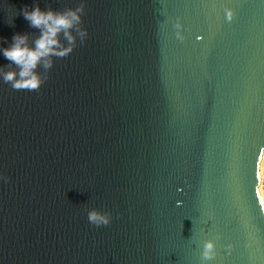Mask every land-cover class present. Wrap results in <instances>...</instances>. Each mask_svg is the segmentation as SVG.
I'll use <instances>...</instances> for the list:
<instances>
[{
  "label": "water",
  "instance_id": "1",
  "mask_svg": "<svg viewBox=\"0 0 264 264\" xmlns=\"http://www.w3.org/2000/svg\"><path fill=\"white\" fill-rule=\"evenodd\" d=\"M32 4L0 0L5 44ZM84 4L39 89L0 81V264H205L209 237L206 264H264V0Z\"/></svg>",
  "mask_w": 264,
  "mask_h": 264
},
{
  "label": "clouds",
  "instance_id": "2",
  "mask_svg": "<svg viewBox=\"0 0 264 264\" xmlns=\"http://www.w3.org/2000/svg\"><path fill=\"white\" fill-rule=\"evenodd\" d=\"M33 0L32 6L25 5L20 15L36 33L16 32L10 42L5 44L0 38V56L7 63L0 64V81L10 85L13 90L36 91L45 82L47 72L53 67L55 58L69 55L78 44L87 39V29L83 26L84 0L76 7L63 9ZM10 176L0 172V181L8 183ZM89 224L96 227L107 226L112 222V213L101 207L86 209ZM202 261L211 260L216 255V239L206 238L200 253Z\"/></svg>",
  "mask_w": 264,
  "mask_h": 264
},
{
  "label": "built area",
  "instance_id": "3",
  "mask_svg": "<svg viewBox=\"0 0 264 264\" xmlns=\"http://www.w3.org/2000/svg\"><path fill=\"white\" fill-rule=\"evenodd\" d=\"M262 162L264 163V160ZM261 185H264V167L261 173Z\"/></svg>",
  "mask_w": 264,
  "mask_h": 264
},
{
  "label": "bare ground",
  "instance_id": "4",
  "mask_svg": "<svg viewBox=\"0 0 264 264\" xmlns=\"http://www.w3.org/2000/svg\"><path fill=\"white\" fill-rule=\"evenodd\" d=\"M262 170H263V162L260 164V172H259L260 174L262 173ZM260 191H261V193L263 195V192H262V189H261V185H260Z\"/></svg>",
  "mask_w": 264,
  "mask_h": 264
},
{
  "label": "rangeland",
  "instance_id": "5",
  "mask_svg": "<svg viewBox=\"0 0 264 264\" xmlns=\"http://www.w3.org/2000/svg\"><path fill=\"white\" fill-rule=\"evenodd\" d=\"M264 156V155H263ZM264 160V158H263ZM263 167H264V163H263ZM261 189H262V192H263V197H264V185H261Z\"/></svg>",
  "mask_w": 264,
  "mask_h": 264
},
{
  "label": "snow or ice",
  "instance_id": "6",
  "mask_svg": "<svg viewBox=\"0 0 264 264\" xmlns=\"http://www.w3.org/2000/svg\"><path fill=\"white\" fill-rule=\"evenodd\" d=\"M262 151H264V150H262ZM261 158H264V156H262ZM256 176H257V178L259 177V172H256ZM259 190L257 189V192H258ZM214 257H212V259H213Z\"/></svg>",
  "mask_w": 264,
  "mask_h": 264
}]
</instances>
